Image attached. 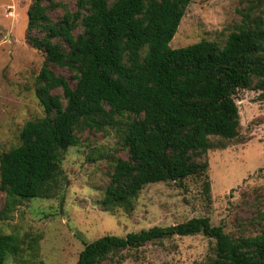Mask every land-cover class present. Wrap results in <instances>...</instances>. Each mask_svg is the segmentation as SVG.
<instances>
[{"label":"trees","instance_id":"obj_1","mask_svg":"<svg viewBox=\"0 0 264 264\" xmlns=\"http://www.w3.org/2000/svg\"><path fill=\"white\" fill-rule=\"evenodd\" d=\"M255 1L238 11L239 22L222 42L171 49L191 0H76L74 9L63 0H32L25 38L44 54L34 79L44 115L26 121L18 144L0 153L1 216L17 202L54 197L62 159L78 144L77 133L118 125L125 157L112 158L101 199L105 210L130 212L146 185H182L191 177L202 180L208 196L209 139L239 134L234 95L259 91L264 100V0ZM53 68L68 71L73 85ZM197 234L214 241L207 264H264V231L233 238L206 217L102 236L84 244L74 264H101L124 250ZM23 245L0 230V264L8 256L20 258ZM26 248L37 258L35 238Z\"/></svg>","mask_w":264,"mask_h":264},{"label":"rangeland","instance_id":"obj_2","mask_svg":"<svg viewBox=\"0 0 264 264\" xmlns=\"http://www.w3.org/2000/svg\"><path fill=\"white\" fill-rule=\"evenodd\" d=\"M31 1L0 0V153L18 144L26 121L44 115L34 94V79L44 54L31 48L25 38ZM63 1L74 9L76 0ZM255 3L191 0L169 47L203 40L222 42L239 22L238 11ZM53 71L73 85L68 71ZM233 98L239 134L232 140L210 137L214 147L207 151L208 196L203 193L202 180L191 177L182 185H146L134 198L130 212L105 210L101 199L112 158L125 157L118 145L121 129L118 125L100 132L84 130L77 133L78 144L62 159L63 176L53 198L17 202L13 211L4 212L5 218L0 214L1 232L16 235L24 244L21 257L8 256L4 264H74L84 244L102 236L124 237L199 217L208 218L212 226H222L233 238L264 231V100L259 91L252 90H238ZM4 199L0 191V212ZM31 238L36 239L37 258L26 248ZM213 247L214 241L202 234L173 237L124 250L101 264H207Z\"/></svg>","mask_w":264,"mask_h":264}]
</instances>
